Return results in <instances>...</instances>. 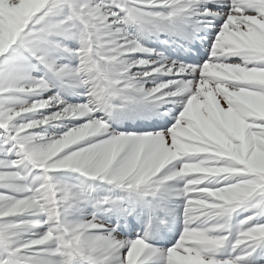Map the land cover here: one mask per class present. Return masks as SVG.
<instances>
[{
    "label": "snow or ice",
    "instance_id": "snow-or-ice-1",
    "mask_svg": "<svg viewBox=\"0 0 264 264\" xmlns=\"http://www.w3.org/2000/svg\"><path fill=\"white\" fill-rule=\"evenodd\" d=\"M0 264H264V0H0Z\"/></svg>",
    "mask_w": 264,
    "mask_h": 264
}]
</instances>
